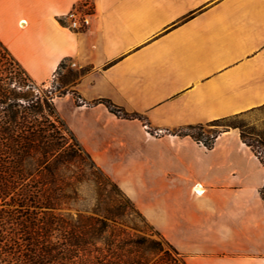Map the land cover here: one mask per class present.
<instances>
[{
    "label": "crops",
    "instance_id": "0c3cea01",
    "mask_svg": "<svg viewBox=\"0 0 264 264\" xmlns=\"http://www.w3.org/2000/svg\"><path fill=\"white\" fill-rule=\"evenodd\" d=\"M81 1L0 0V43L45 88L75 64L57 112L186 264H264V166L236 130L175 134L264 108V0H91L74 31Z\"/></svg>",
    "mask_w": 264,
    "mask_h": 264
},
{
    "label": "trees",
    "instance_id": "16d2710c",
    "mask_svg": "<svg viewBox=\"0 0 264 264\" xmlns=\"http://www.w3.org/2000/svg\"><path fill=\"white\" fill-rule=\"evenodd\" d=\"M0 48L5 62L0 66V264H149L147 260L122 262L121 255L111 262L105 253L112 250L94 245L101 240L117 241L121 245L114 249L123 251L124 245L147 243L118 227L125 226L126 216L140 219L141 215L80 146L59 117L52 98L45 93L31 94L32 81L1 43ZM99 103L118 118L140 120L107 100ZM201 127L189 126L175 134L189 136L209 150L215 137L203 142L201 134L191 133ZM87 175L97 180L91 215L76 210V215L63 214L77 203L78 187ZM260 195L264 201V186ZM131 229L136 230L135 226ZM150 244L149 249L160 251L154 247L156 243ZM165 256L170 258L167 253ZM180 262L186 264L172 258L166 264Z\"/></svg>",
    "mask_w": 264,
    "mask_h": 264
},
{
    "label": "rangeland",
    "instance_id": "374dc122",
    "mask_svg": "<svg viewBox=\"0 0 264 264\" xmlns=\"http://www.w3.org/2000/svg\"><path fill=\"white\" fill-rule=\"evenodd\" d=\"M3 54L4 52L0 48V66L5 65V62L2 59ZM78 78H79V73L76 72V68L75 67L72 68L70 63L64 64V66L58 71V74L52 77L49 86H47L46 88L44 87V85H40L32 82L31 94L42 96L43 93H45L50 98H52L53 103L54 100L58 102V99H61L64 96H66V94H69L71 98L75 101V104H78L79 101L77 100L76 94L74 93L73 90V84ZM54 105L56 111H58L55 103ZM58 115L61 118L59 113ZM229 130L238 131L240 136L244 139V141L248 145H250L249 148L254 153V155L257 153L260 154L264 153V108L258 109L248 114L241 115L236 118L229 119L224 122H220L218 124L202 125L201 129L192 131L191 133L196 136L201 134L202 135L201 140L203 142H209L212 141L213 137H215L216 139V137L221 132L229 131ZM79 169L82 172H86L85 174H88V172L85 169L83 170V167H80ZM96 183L97 180H95L93 177H88L87 175L84 181L78 187L79 193H78L77 203L72 204L70 210H63L62 213L76 215L77 214L76 211H78V213L83 215H91L92 209L96 205L95 197L93 194L94 193L93 191L97 187ZM106 189L109 190L110 187H107ZM125 197L128 198L126 195ZM136 210L140 214V211L137 208ZM141 217L139 219L135 217V215L129 217L126 216L124 218V221L126 223L125 226H118V227H121L123 230L127 231L134 238L147 240L148 241L147 243L140 245L130 243L128 245H124L123 251H117L114 249L117 246L121 245L117 241L114 242L110 241L106 243V241L101 240L96 242L94 245L97 248H107L108 246V249L112 250L111 251L112 254L110 252L109 254L108 253L105 254L109 255L108 259L111 262H117L116 255L123 256L122 258H120L122 262L133 261V260L134 262L135 261L141 262L147 260L149 264H166V262L168 263L170 262V258L182 260L183 257L180 254L179 256H176L169 248L168 246L169 243L163 240L161 238L162 237L161 235H160L161 237L156 235L154 231L150 228L151 225L149 224L150 225L149 226L146 223V221L143 220L144 218L142 217L143 218L142 219ZM133 226H135L136 230L131 229L133 228ZM150 243H156L154 247H157L158 249H160V251L149 249V247L153 246ZM166 253L170 256V258H168V256H165ZM179 264H181V262Z\"/></svg>",
    "mask_w": 264,
    "mask_h": 264
},
{
    "label": "built area",
    "instance_id": "2783aa9c",
    "mask_svg": "<svg viewBox=\"0 0 264 264\" xmlns=\"http://www.w3.org/2000/svg\"><path fill=\"white\" fill-rule=\"evenodd\" d=\"M94 15V4L91 0H82L75 5L69 13L65 15L68 20L69 28L74 31H83L89 28L91 24V18ZM71 67H75V64H71ZM256 159L264 166V153L255 154ZM202 191H196L197 195H201Z\"/></svg>",
    "mask_w": 264,
    "mask_h": 264
}]
</instances>
